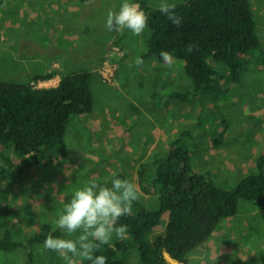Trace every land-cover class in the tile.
Segmentation results:
<instances>
[{"label": "rangeland", "instance_id": "1", "mask_svg": "<svg viewBox=\"0 0 264 264\" xmlns=\"http://www.w3.org/2000/svg\"><path fill=\"white\" fill-rule=\"evenodd\" d=\"M144 1L151 7L159 5V0ZM178 1L183 0H175ZM121 3L122 0H0L2 79L10 82L31 80L32 77L26 71V55L30 58H49L45 52L54 45L74 47V52H78L87 44L94 47L93 53L90 52L92 56L84 63L79 61L78 55L74 56L73 62L76 64L72 67L89 70L94 68L103 78L101 81L95 77L93 81L94 111L71 116L66 135L69 154L66 157L54 156L39 166L26 163L27 167L20 175L16 188L22 194V205L18 211L13 210V214L21 211L19 214L31 221L41 208L39 214L42 231L31 229L26 233L22 228L15 231L18 239L50 232L51 229H46L47 224L55 227L54 221L58 218L63 203H67L73 192L89 180L111 186L115 174L116 177L128 179L137 185L138 200L146 199L145 201L150 202L156 194H144L145 191L139 187L137 170L141 162L149 163L151 160L147 165L150 177L154 170L153 160L166 156L177 138H182L184 146L192 151L194 170L207 173L219 186L233 188L243 176L256 170V152L264 150V136L257 133H264V63L259 53V50H264V0H249L257 22L261 47L254 49L249 56H244L246 65L241 79L230 80L224 75L226 77L221 80L225 90L220 94L206 91L188 98L190 103L169 96L176 90L193 88V81L186 74L182 60L174 56L171 68L161 61L162 58L156 59L155 65L147 59H143L142 66L135 65V58L142 56L148 48L150 27L140 36H135L128 30L116 32L107 29L108 11H118ZM72 13L78 16L76 21H73ZM43 18L48 19L44 21ZM21 22L23 26L19 25ZM30 36L36 41V45L23 42V38ZM53 51L57 58L67 57L66 52ZM112 58H116L115 62ZM118 60L119 64L116 62ZM50 64L51 62L49 67ZM43 66L44 63H38L36 70L43 69ZM61 66L63 67L62 62ZM217 67L220 73L226 70L224 66ZM48 72H53L54 75L56 73L53 69ZM37 74L39 73L34 75ZM54 75L32 83L38 86L52 85L55 82L52 79ZM227 123L231 126L225 128ZM259 125L261 129L256 131ZM230 130L231 133L238 134L239 139L226 147L215 146L214 137L222 131L226 134ZM9 153L16 161L24 160V157L15 156L13 148H9ZM81 157L86 160L83 165L80 160L78 162ZM232 165H240L237 170L245 173L231 172ZM30 166L34 168L30 171L32 175L29 184L26 179L30 176ZM9 186L12 188V184ZM6 187L7 185L4 188ZM16 201L17 195L14 194L7 202L14 207ZM249 210L255 213H250ZM168 216L167 212L162 222L149 231L150 239L164 231ZM232 218H237L239 222H233V228L227 227V235L222 238L224 241H228L232 233L240 231L243 241H249L250 248L258 249L257 245L264 244V209L261 210L251 201L242 198L239 212ZM7 220L10 222V219ZM226 221L223 225H226ZM3 235V232L0 233L1 238ZM63 236L62 231L60 237ZM127 236L128 232L126 238ZM215 239L218 242L219 238ZM113 241L117 239L113 238ZM30 244L31 247H22L21 261L63 264L56 253L43 248V241ZM237 245L241 247L239 242ZM6 251L3 258L19 264L16 255H12L10 250ZM240 255L242 259L248 256L245 250ZM125 257L130 264H142L136 248H130ZM251 264H261L260 259L251 261Z\"/></svg>", "mask_w": 264, "mask_h": 264}, {"label": "trees", "instance_id": "2", "mask_svg": "<svg viewBox=\"0 0 264 264\" xmlns=\"http://www.w3.org/2000/svg\"><path fill=\"white\" fill-rule=\"evenodd\" d=\"M134 2L149 14L151 35L142 58L161 59L160 52L169 51L184 62L185 72L193 81V88L176 90L169 94L171 97L184 101L206 91L220 94L225 90L221 79L227 76L230 80H240L246 65L244 56L261 47L249 0L178 1L176 12L183 18L179 27L174 26L159 7H151L144 0ZM88 45L93 53L94 47L90 44L82 49ZM189 45L193 46L190 52ZM259 53L264 63V50ZM112 60L115 62L116 58ZM119 61L116 62L119 64ZM217 65L224 66L225 72L220 73ZM97 74L86 68L71 70L63 73L54 86L32 83L52 77L53 72L39 73L26 82H10L0 77V217H7L14 210L7 202L3 180L19 177L26 163L39 166L54 156L69 154L66 135L71 116L94 111L93 81ZM223 133L214 137L215 146L222 145ZM9 148L24 160L16 161ZM150 162H141L137 170L138 183L144 194L155 193L156 197L150 202L146 199L133 202L132 213L119 219L118 225L128 227L127 238L113 241L111 246L102 245L95 253L106 256L107 264H130L125 257L130 248L138 250L142 264H173L166 254L187 264L190 252L208 241L224 219L238 214L240 199L264 209V150L255 159L256 170L243 176L233 188L219 186L207 173L195 171L192 151L184 146L182 138L173 142L166 156L153 160L154 170L149 177L147 165ZM167 212L164 231L150 239L149 231L162 222ZM5 223L0 220V230L4 233L0 247L5 250L31 247L30 243L44 241L47 234L15 240ZM61 232L56 229L52 234L60 237ZM257 259L264 264V250L240 258L238 264H251Z\"/></svg>", "mask_w": 264, "mask_h": 264}, {"label": "clouds", "instance_id": "3", "mask_svg": "<svg viewBox=\"0 0 264 264\" xmlns=\"http://www.w3.org/2000/svg\"><path fill=\"white\" fill-rule=\"evenodd\" d=\"M159 11L166 15L174 26H181L182 17L176 12L175 0H159ZM149 14L134 0H122L118 11L109 10L106 27L109 31H130L135 36L142 35L149 24ZM192 45L188 51H192ZM160 56L165 64L173 67L174 56L169 51H161ZM135 65L144 64L142 56L135 58ZM139 199L137 185L114 175L111 186L101 184L96 180H89L82 187L77 188L71 199L63 203L58 218L54 221V228L48 232L43 241L45 250L56 253L63 264H107V257L95 255L102 245L111 246L113 238L124 239L128 232L127 225L119 224L121 217L132 213L133 202ZM60 229L63 237L52 233ZM191 264L202 261L201 256L189 254Z\"/></svg>", "mask_w": 264, "mask_h": 264}, {"label": "crops", "instance_id": "4", "mask_svg": "<svg viewBox=\"0 0 264 264\" xmlns=\"http://www.w3.org/2000/svg\"><path fill=\"white\" fill-rule=\"evenodd\" d=\"M72 16L74 19L73 21H76L78 19V16L77 17L74 16L73 13H72ZM47 19H44V21H47ZM19 25L23 26V23L22 24L19 23ZM23 42H25V43L27 42L30 45L31 44L36 45V41L33 40L31 36L29 38H23ZM20 43H22V41H20ZM56 48H61V49H56ZM52 49L53 50L55 49L56 51H61L62 53L66 52L67 57L60 56L57 58ZM52 49H49L48 51L45 52L49 58H45V57H41V56L30 58L27 55L24 57V60L28 63V68L26 67V71H27V74L29 77H33V75L35 73H46V72L50 71L51 69H53V71L56 72L54 75V78H52V79H54L55 82L52 85H48V86L57 85L59 83V81L61 79V75L63 73H69L71 70L81 69L79 67H72L74 64H76L73 62L74 56L78 55L77 58H79V61H81V63H84L90 54L89 45L86 47V49H79L78 52H74V50H76L74 47L64 48V47H58V46L54 45V47ZM50 56H54L55 58L53 59ZM101 61H100V63H102ZM161 61L164 62L163 60H161ZM50 62H51V64H50L51 67L48 66ZM61 62L63 64V67L61 66ZM38 63H44L43 69L36 70V65ZM100 63L98 64L99 66H100ZM150 63L155 65L157 63V61H156V59H153V60L150 59ZM183 64H184V62H183ZM69 67H72V68L69 69ZM92 70L98 72V70H95L94 68H92ZM97 75H98V78L101 79V81H103L102 80L103 78L99 72ZM172 98H176V97H172ZM178 99H180V98H178ZM184 101L185 102L187 101L186 103H190V101L188 99H185ZM229 126H231V125H229ZM259 129H261L260 125H259V127H257L256 131L257 130L260 131ZM257 133H260V135L262 134V136H264V133H262V132H257ZM223 134H225V132ZM239 137L240 136L238 134H235L234 132L231 133V130L226 132L225 138L223 139V143H222L221 147L228 146V144H230L234 140H238ZM261 151L262 150H258L256 152L257 156L261 153ZM257 156H255V159ZM84 158L81 157L78 159V162L80 160V163L82 165L86 161V160H83ZM254 165L256 166V162ZM239 167H240V165H237V166L232 165L231 166V170H232L231 172H240L237 170ZM33 168L34 167H31V166L28 168L29 175H30L26 179V181L28 183L31 180L30 177H31L32 173L30 171H32ZM240 173H245V172H240ZM20 178L21 177L19 176L17 178L5 179L2 181V185L4 187L7 185L6 191L8 193L9 199L12 197V195H14V194L17 195V201L14 204V210H16V211H18V209L22 205L21 204L22 194H21V192H17V189H16L17 186L19 185ZM11 184H12V188H10V186H9ZM45 186H47V184H45ZM32 198H35V195H32ZM249 212L255 213L252 210H249ZM19 213H21V211ZM19 213H16V214L12 213L11 215H9L7 217H0V220L6 222L5 224H7L8 227L11 229L12 235H13L15 240H24V239H27L28 237H30V235H29V236H25L24 238L18 239L16 237V234H15L16 230L18 231V230H21L23 228L26 233L31 229H34L37 232L42 231V227L40 224L41 223V216L39 214V213H41V208L38 209L34 218H31L32 219L31 221H29V219H27L25 216H22ZM27 214H29V213H27ZM7 219H10V222ZM226 219H224L223 223L226 221ZM233 222L238 223L239 220L237 218H232V217L228 218L226 221V225H223V223H222L219 226V228L212 234V237L208 241L204 242L203 244L198 246L196 249H194L192 252H190L191 254H195L197 256L202 257V261L198 262V264H210V263H207L210 261L217 262L216 264H238L237 259L243 258L241 255L239 256V253L243 254L244 250L246 251V255H248L247 257L254 255L258 251L264 250V244L257 245L259 247L258 249L250 248L249 241H245V242L243 241L242 237L240 236V233H241L240 231H238V232H236V234H234V233H232V230H231L230 233H232V236H230L228 238V241H224L222 238H224L227 235V227L233 228L234 224H235ZM53 227L54 226H50L49 224H47L46 229L49 230ZM0 233H2L1 230H0ZM215 238H219L218 242H216L217 239H215ZM238 242L241 245V247H239L237 245ZM0 249H2V248L0 247ZM21 249L22 248L10 249L9 252L12 255H16V258L18 259L16 261H18L19 264H35L32 262H27V261L24 262V261L20 260L22 257V250ZM4 251H6V250H4V249L0 250V264H15L12 260L3 258L4 254H5ZM6 253L9 254L8 251H6ZM166 256L173 264H185L184 262H181L179 260H176V259L170 257L169 254H166ZM189 262L191 263V260H190L189 255H188V263L187 264H189Z\"/></svg>", "mask_w": 264, "mask_h": 264}]
</instances>
